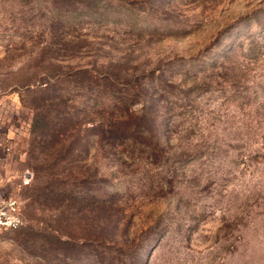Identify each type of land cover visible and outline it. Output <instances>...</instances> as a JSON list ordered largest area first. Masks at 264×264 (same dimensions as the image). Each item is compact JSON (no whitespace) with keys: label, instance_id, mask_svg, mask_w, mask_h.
Here are the masks:
<instances>
[{"label":"rangeland","instance_id":"rangeland-1","mask_svg":"<svg viewBox=\"0 0 264 264\" xmlns=\"http://www.w3.org/2000/svg\"><path fill=\"white\" fill-rule=\"evenodd\" d=\"M0 264H264V0H0Z\"/></svg>","mask_w":264,"mask_h":264},{"label":"built area","instance_id":"built-area-1","mask_svg":"<svg viewBox=\"0 0 264 264\" xmlns=\"http://www.w3.org/2000/svg\"><path fill=\"white\" fill-rule=\"evenodd\" d=\"M22 217L15 199L0 196V233L15 231L22 226Z\"/></svg>","mask_w":264,"mask_h":264}]
</instances>
